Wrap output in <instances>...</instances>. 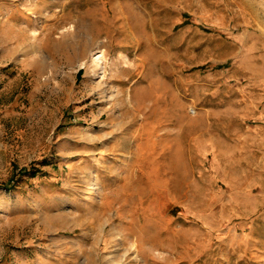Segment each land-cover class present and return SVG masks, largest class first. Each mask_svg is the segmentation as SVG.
Masks as SVG:
<instances>
[{
  "label": "rangeland",
  "instance_id": "374dc122",
  "mask_svg": "<svg viewBox=\"0 0 264 264\" xmlns=\"http://www.w3.org/2000/svg\"><path fill=\"white\" fill-rule=\"evenodd\" d=\"M207 97L264 107V0H0V264H264V162L216 180Z\"/></svg>",
  "mask_w": 264,
  "mask_h": 264
},
{
  "label": "crops",
  "instance_id": "0c3cea01",
  "mask_svg": "<svg viewBox=\"0 0 264 264\" xmlns=\"http://www.w3.org/2000/svg\"><path fill=\"white\" fill-rule=\"evenodd\" d=\"M207 89L211 88L207 86ZM248 89L241 86L239 91L244 94ZM241 104L239 110H226L222 98L207 97L200 111L203 134L199 153L212 163L215 178L221 182L224 178L219 174L218 165L229 153L237 157L256 156L258 161L264 162V107L258 109L256 101ZM251 120L259 123L252 124ZM231 123L232 128H227Z\"/></svg>",
  "mask_w": 264,
  "mask_h": 264
},
{
  "label": "bare ground",
  "instance_id": "6f19581e",
  "mask_svg": "<svg viewBox=\"0 0 264 264\" xmlns=\"http://www.w3.org/2000/svg\"><path fill=\"white\" fill-rule=\"evenodd\" d=\"M102 58L101 54L100 55H97L95 57V61L94 62H99V60ZM94 188H95V183L94 182H91V184L89 185V189H88V193L89 195H91L94 191Z\"/></svg>",
  "mask_w": 264,
  "mask_h": 264
}]
</instances>
